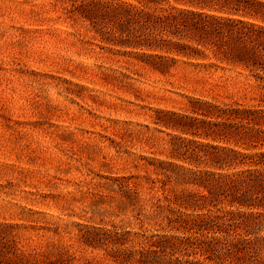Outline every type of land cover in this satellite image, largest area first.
Returning a JSON list of instances; mask_svg holds the SVG:
<instances>
[{
  "label": "rangeland",
  "instance_id": "374dc122",
  "mask_svg": "<svg viewBox=\"0 0 264 264\" xmlns=\"http://www.w3.org/2000/svg\"><path fill=\"white\" fill-rule=\"evenodd\" d=\"M73 1L0 0V224L13 227L23 252L114 264L77 238L81 225L140 231L117 216L110 179L154 177L153 161L197 169L175 144L198 139L160 119L197 116L189 96L259 105V82L210 53L200 62L217 67L206 74L181 63L162 74L139 51L103 41L70 13Z\"/></svg>",
  "mask_w": 264,
  "mask_h": 264
},
{
  "label": "trees",
  "instance_id": "16d2710c",
  "mask_svg": "<svg viewBox=\"0 0 264 264\" xmlns=\"http://www.w3.org/2000/svg\"><path fill=\"white\" fill-rule=\"evenodd\" d=\"M70 13L103 41L139 51L162 74L177 63L206 74L217 66L200 61L212 54L249 71L260 90L256 106L189 96L197 116L160 119L198 139L175 144L197 169L153 161L154 177L110 179L120 196L112 197L117 216H129L140 231L81 225L79 241L114 264H264V0H74ZM183 186L195 190L178 191ZM11 229L0 224V264L73 263L69 250L21 251Z\"/></svg>",
  "mask_w": 264,
  "mask_h": 264
}]
</instances>
